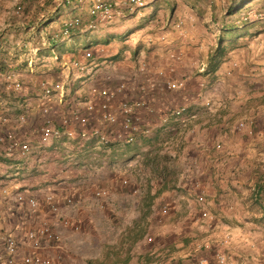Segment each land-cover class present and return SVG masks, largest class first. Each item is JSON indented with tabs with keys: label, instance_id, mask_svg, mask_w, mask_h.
I'll return each mask as SVG.
<instances>
[{
	"label": "crops",
	"instance_id": "obj_1",
	"mask_svg": "<svg viewBox=\"0 0 264 264\" xmlns=\"http://www.w3.org/2000/svg\"><path fill=\"white\" fill-rule=\"evenodd\" d=\"M54 1L0 0V67L14 68L16 59L8 60L10 51L20 50L18 45L31 35H48L68 18L61 8L48 9ZM16 6L25 10L23 17L12 12ZM182 14L171 9L166 19L170 23L180 20L182 30L175 31L169 23L164 31L140 38L137 26H131L123 35L84 37L85 47L59 43L64 44L60 55L84 63L94 60L95 51L111 39L117 43L113 48L116 58L141 53L144 46L133 45V41L156 45L145 47V61L141 58L137 65L119 62L114 82L97 75L86 83L88 88L123 85L112 111L117 113L120 101L134 104L140 128L133 143L116 139L121 115L117 114L119 122L105 130L93 113L90 129L106 132L111 140L107 146L96 145L94 137L79 152L59 144L35 148L25 160L0 156V234L15 236L22 251L27 249L25 232L47 223L59 236V250L49 248L42 253L62 256L64 264H221L219 256L231 240L226 230L241 214L253 215L255 210L251 158L264 137V76L260 77L264 69L261 74L253 72L254 67L248 68L253 59L243 58L240 52L236 58L240 68L229 74L224 61L237 50L211 60L213 51L205 36L193 29L199 18ZM80 34L75 32L72 39L77 41ZM40 46L42 53L49 52ZM168 48L177 59L169 58L172 50ZM54 72L46 76L53 77ZM168 81L182 82V86L168 89ZM31 84L29 92L21 95L7 90L0 80V101L10 107L12 121L24 101L31 106L24 126H0V136L14 134L35 141L32 132L40 115ZM208 100L213 102L210 109L204 107ZM45 103L60 119L63 106L51 98ZM182 106L190 116L186 124L172 120L163 127L161 117ZM238 122L245 123L244 127L239 128ZM104 186L111 193L96 199L93 189ZM5 189L35 198L36 208L8 203L2 195ZM66 196H71L74 206L65 204ZM145 196L150 199L147 211L141 205ZM49 197L56 212L50 210ZM122 197L126 200L120 205ZM59 218L70 220L71 226H64ZM246 223L253 225L254 221ZM226 253L224 264L240 263L237 253Z\"/></svg>",
	"mask_w": 264,
	"mask_h": 264
},
{
	"label": "built area",
	"instance_id": "obj_2",
	"mask_svg": "<svg viewBox=\"0 0 264 264\" xmlns=\"http://www.w3.org/2000/svg\"><path fill=\"white\" fill-rule=\"evenodd\" d=\"M64 6L67 9L76 10L75 14L62 22V26L58 32H50V41H71L70 31L75 29L81 22L79 10L82 9V0H64ZM133 7L142 6L140 0H131ZM130 7V10L133 9ZM116 4L111 0H96L91 4L88 15L94 21H108L117 16ZM15 14L18 16L21 13V7L16 6ZM120 14V13H119ZM118 14V15H119ZM89 28L94 27L93 24L88 25ZM27 42H24L19 46L20 50L8 53V60L16 59V64L11 70L0 71V80L4 87L12 92L18 94L27 93L28 82L33 80L34 76L40 75V78L36 80V97L38 101L37 107L39 110V122L32 132V137L35 141L28 138L18 139L14 134L8 136H0V149L1 157H19L21 159H28L33 153V150L50 147L53 145L62 144L63 146H69L77 152L82 151L86 144L96 138L98 146H107L111 143L106 132L96 130H87L90 116L93 113H97L99 116L100 125L109 129V127L115 125L118 121L117 114L121 115L120 121V133L115 134L117 140L126 144H131L136 139V134L139 131L140 120L135 115L134 104L128 101H120L117 105V113L112 111V102L116 96L122 92L123 85H117L115 88L110 89L103 87L98 90L96 97L88 99L84 102L83 111L80 112L79 104L75 105V108L66 110L64 103L66 96L71 92L70 84H68L69 77L72 71L79 72L87 69V65H84L78 59H66L63 55L56 52L54 48L48 46L47 35L35 37L31 35ZM49 47V53H42V47L38 45ZM47 45V46H46ZM44 48V49H45ZM168 56L171 60L177 59V56L173 51L168 52ZM93 61V60H92ZM92 61L91 64H92ZM7 64L9 62L2 61ZM94 63V62H93ZM18 65V66H17ZM237 64L234 62L233 66ZM92 65L90 68L93 69ZM57 71L61 80L55 81L51 77L46 76L51 71ZM78 75V74H77ZM25 76V77H24ZM78 77V76H77ZM67 81V82H66ZM182 82L175 83L168 81L166 87L168 89L180 88ZM55 97L57 104L64 107L60 119L53 116L51 108L45 103L48 99ZM2 101H0L1 106ZM208 100L206 105H209ZM31 106L27 102H23L21 105L20 113L17 115L14 121L11 120L10 114L6 109L0 110V126H7L15 123L14 126L25 125L27 122V116L30 112ZM5 110V111H4ZM187 107L182 106L173 110L167 111L161 117V124L163 127H167L170 121L174 120L182 125L186 124L189 114L187 113ZM239 128H243L244 124L239 123ZM220 146L217 145V148ZM126 182H124L125 184ZM2 195L5 200L11 204H25L30 209H35L37 202L33 197H25L22 193L13 190H3ZM108 196V191L104 188H97L94 191V197L96 199H104ZM199 202H202V198H198ZM65 204L71 206L73 204L71 196H66L64 199ZM50 210L57 211V207L53 204L51 197L48 198ZM1 215V211H0ZM64 226H71V221L67 219H61ZM26 246L25 251L21 250V243L15 236L10 233L0 234V264H62L61 257L59 255L47 256L42 252L46 247H49L51 243H56L58 236L53 228L47 224L42 223L35 226L25 232ZM223 256H219V262L224 261Z\"/></svg>",
	"mask_w": 264,
	"mask_h": 264
},
{
	"label": "rangeland",
	"instance_id": "obj_3",
	"mask_svg": "<svg viewBox=\"0 0 264 264\" xmlns=\"http://www.w3.org/2000/svg\"><path fill=\"white\" fill-rule=\"evenodd\" d=\"M93 1L96 0H82L81 6L82 9L79 10V15L81 18V24L77 26L76 30H74V33L79 31L82 35L80 36L77 41L71 39L68 43H66L67 46L73 45V44H80L81 47H85L88 42L84 39V37H91L95 38L100 33H117V35H123L128 29V27H135L139 29V36L140 38H144L148 35H154L157 32H160L161 30H165L167 25H169L170 20H166L169 12L171 9H176L177 12L181 15L187 14V13H193L198 18L199 21L197 24H194V30L200 31L199 33H202L205 38L208 47H210L213 51H216L218 46V37L220 35L219 30V24L225 21L226 24L230 25L235 23L236 25H240L241 22L251 21L253 24L247 27V29L242 30L240 32H237L236 41L234 43V49L237 51H234L230 56L226 58L224 61L227 63V71L229 74L232 73V71L237 70L240 68V65L238 63V53H242L243 58H247L248 60H252L255 62H250L248 64V68H253L256 73L261 74V69H264V0H253L252 2L247 3L242 10L238 11L236 14L232 15L231 17L227 16L228 7L236 4L237 2H240L241 0H140V2L143 4L142 6L133 7V3L131 0H111L116 4V14L120 13L115 18H112L110 20L106 21H94L91 17L88 15V10L93 3ZM105 1V0H101ZM147 3V4H146ZM65 4L64 0H55L48 9L53 10L54 8H61L65 12V16L68 18H71L73 14L70 13V11L67 10V7L62 8ZM66 5V4H65ZM151 6V10H147V7ZM133 7L132 10L129 8ZM16 8V7H15ZM15 8H13V13L15 14ZM60 10V9H59ZM128 10V11H127ZM150 11V12H148ZM58 12V10H54L52 13L54 16ZM124 12V13H123ZM64 14V15H65ZM182 14V15H183ZM25 15V10L21 8V13L19 16L23 17ZM157 16L156 18L151 19L150 16ZM57 16V15H56ZM150 21L143 22L146 17H148ZM58 17V16H57ZM67 18V19H68ZM153 20V21H152ZM93 24L94 27L89 28V24ZM166 23V25H165ZM174 26V30H182V23L180 20H174L170 23V25ZM55 29H58L55 28ZM120 33V34H119ZM242 35V36H240ZM32 37V36H30ZM153 38V37H152ZM151 38V39H152ZM143 41V40H142ZM140 41V42H134L133 45H138V43H141V46H144V49L141 50V53L138 51L136 54L127 53L126 55H123L122 58H116L117 54H113L115 48V44L112 39L110 44H105V47L101 45V50H98V59H94L89 63H84V65H87V69L82 70L79 72L72 71L70 77L68 78V84H70L71 92H69L68 96L65 98V105H76L79 104L82 107H79L80 112L83 111V105L84 102L88 99H93L96 97V94L99 88H88L86 83L89 82L90 79H95L97 75L103 77V80L105 79V82H114V76H115V70L119 66V62H128V63H134L138 64L139 59L142 58V60L145 61L144 51H146L145 47H153L156 45V43H153L152 41ZM154 41V40H153ZM157 41H160L159 39ZM116 42H119V40H116ZM147 44V46H145ZM156 42V41H155ZM104 45V44H103ZM64 44H58L54 50L58 53L62 50ZM170 48H168L169 50ZM172 50V49H170ZM173 51V50H172ZM239 51V52H238ZM105 52V53H104ZM106 55V56H104ZM104 56V57H102ZM241 56V54H240ZM94 62V63H93ZM236 63V66H233V63ZM94 66L93 69L90 67L92 65ZM136 66L134 67L135 70ZM138 70V69H137ZM78 74V75H77ZM53 77H51L52 80L60 81L61 77L59 73L57 74V71L52 74ZM78 76V77H77ZM264 76V70L263 73L260 75V77ZM25 77V76H24ZM40 78V75L34 76L33 80L30 81L31 85L36 90V80ZM259 78V77H258ZM67 82V81H66ZM34 83V84H33ZM29 85V84H28ZM106 87V86H103ZM102 87V88H103ZM29 88V87H28ZM29 92V89H27V93ZM26 93V92H25ZM51 100L56 101L55 97H52ZM209 105L204 104V107L210 109L211 106V100H209ZM3 109H6L9 112L10 107H8V104L1 103L0 110L3 111ZM21 109V107H20ZM5 111V110H4ZM31 111V108L30 110ZM54 116V114H53ZM250 121V120H248ZM92 121L88 122L87 130H90L92 127ZM243 123V122H240ZM239 124V122H238ZM237 124V125H238ZM245 124V123H243ZM91 142V141H90ZM89 142V143H90ZM88 143V144H89ZM253 170L251 172V176L253 177L254 184L262 185L264 188V137L260 141L259 148L256 149L253 152V156L251 158ZM97 188H104L108 191V195L111 193V190L107 187H95L93 189L94 191ZM108 197V196H107ZM106 198V197H105ZM125 198H120L119 204L122 205L125 203ZM129 200V199H128ZM150 199L145 196L141 200L142 207L147 211L148 205H149ZM127 203V202H126ZM75 204L73 203L74 206ZM255 205V204H254ZM255 210H253V215L249 214H241V216L234 221L233 227L231 229H227V233L230 234L231 240L228 242V246L224 248L225 255H227L226 252H228V255L230 253H237L238 256H235L236 259L240 260L239 264H264V215L261 213V210L259 209L258 205L254 206ZM251 212V211H250ZM143 216V215H142ZM62 218V217H61ZM61 218L59 220L61 221ZM143 218V217H142ZM250 220L254 221V224L246 223L250 222ZM57 234V233H56ZM58 236V234H57ZM56 243H51L49 247H46V249L54 248L55 250H59V245ZM222 254L221 256L225 258V255ZM55 256V255H51ZM223 261L224 264L226 261ZM62 261V256H61ZM220 263V262H219ZM62 264H64L62 262Z\"/></svg>",
	"mask_w": 264,
	"mask_h": 264
},
{
	"label": "trees",
	"instance_id": "obj_4",
	"mask_svg": "<svg viewBox=\"0 0 264 264\" xmlns=\"http://www.w3.org/2000/svg\"><path fill=\"white\" fill-rule=\"evenodd\" d=\"M133 1H135V0H133ZM252 1L253 0H241L240 2H237L236 4L229 6L227 8L228 9L227 16L231 17L232 15L236 14L238 11L242 10V8L247 3L252 2ZM246 20L247 19H245V22H241L240 25H236L235 23L228 25L225 23V21H223L222 23L219 24L220 35L218 37V46H217L216 51L212 50L213 55L211 57V60L217 56H222L224 54H227L228 52H230L231 50L234 49V43H235V41H236L235 39L237 37V35H235V34H237V32H240L242 30L247 29L248 26L253 24L251 21L247 22ZM80 24H81V22H80ZM61 26H62V23L60 24L58 29H54L53 31L58 32L60 30ZM76 28L70 31L69 35L71 38L75 37L74 30H76ZM240 36H242V35H240ZM46 37L48 40V46H50L52 48H55L60 43L59 41H50L49 34ZM47 49L49 51V47ZM95 52L96 53L93 57L95 59L96 58L98 59L99 58L97 56L98 50H96ZM48 53L46 52V54H48ZM0 66H1V64H0ZM215 66H216V64L215 65L212 64V67H215ZM5 67L6 66L0 67V71L6 70ZM11 69H13V68H10L8 70H11ZM65 108H66V110L71 109V108H75V105H68L67 104ZM63 110H65L64 107H63ZM252 193H253L252 200H253L254 204L258 205L259 209L261 210V213L264 215V188H263V186L259 185V184H255V187H254Z\"/></svg>",
	"mask_w": 264,
	"mask_h": 264
}]
</instances>
